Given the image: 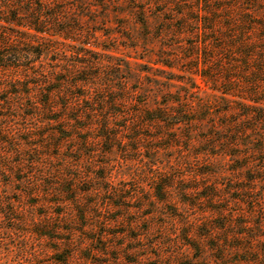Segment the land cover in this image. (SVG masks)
<instances>
[{
	"label": "rangeland",
	"instance_id": "obj_1",
	"mask_svg": "<svg viewBox=\"0 0 264 264\" xmlns=\"http://www.w3.org/2000/svg\"><path fill=\"white\" fill-rule=\"evenodd\" d=\"M64 4L75 11L63 16L81 17L76 23L78 32L69 36L78 43L63 41L66 44L62 45L52 42L56 50L54 54L44 57L40 63L39 59L21 63L31 68L33 75L50 73L49 78H30L23 84H15L10 79L20 73L9 72L2 75L8 79L0 82V86L9 88L0 93V139L9 142L8 146H0V264H264V122L238 123L242 117L235 109L244 106L239 99L223 101L218 94L202 88L201 92L183 99L196 102L195 108L207 113L205 123L180 126L177 131H169L167 124L145 128L146 112L159 108L172 97L176 98L175 91L186 92L188 89L179 84L170 85L157 76L194 84L187 76L173 74L159 62L172 66L180 64L181 70L189 68L174 59L181 57V53H185L197 39L188 35L177 37L173 29L177 24L168 23V20L176 19L178 15L174 12L181 10H187L186 15L193 18L199 16L190 10L200 8L201 0H67ZM221 7L235 9L223 13L214 11V8ZM251 9L259 11L264 5H253L246 0H226L215 1L213 7H208L211 16H255L244 13ZM261 14L264 16V12L257 16ZM62 28L66 29L67 25ZM82 44L101 49L86 47L90 59L66 58L57 52V49L63 51L64 48L79 51ZM59 60L64 63H57ZM79 61L99 62L101 65L78 76L54 72L57 68L67 70ZM129 69L133 70L132 75L127 74ZM92 75L98 76L97 83L104 87L112 85L126 89V93L114 96L128 97L130 103L105 112V106L99 102L105 96L112 97V88L105 89L107 95L96 90L94 102L85 101L83 108L74 107L73 112L65 109V103H70L72 98L67 100L61 93L49 98L47 92L59 85L48 82L62 78L74 84ZM29 83L38 84L30 90L33 97L19 96L21 92H27ZM65 88L63 92L71 97L84 93L80 88ZM236 88L241 92L255 89L242 84ZM256 89L264 93V84ZM47 98L55 108L51 114L39 105ZM89 109L95 114H90ZM119 111L133 116L114 121L116 126H125L129 122L134 125L131 128L133 133L127 128L117 133L122 135L123 141L140 139L128 146L115 142L117 150H112V156L105 154L106 147L84 148L79 142L56 148L58 138L54 132L63 130V125L41 126L48 119L77 116L87 120L78 123L83 126L91 121L102 124L103 118ZM257 111L264 115V109L258 108ZM99 117L103 120L100 121ZM223 126L225 133H220ZM245 129L253 132L248 133ZM241 130L243 136L234 135ZM43 134H49L48 138L28 140ZM76 134L79 138L85 136V133ZM214 135L233 141L218 143L210 140ZM87 136L96 137V132ZM162 136L167 137L162 142L147 139ZM39 146L43 148L39 149ZM172 146L175 149H171ZM72 148L82 149L85 154L102 151L85 157V162L78 166L85 172L98 174L102 171L98 169L100 166L110 163V173H116L119 181V187L103 184V190H99L96 196L79 198L78 201L86 206L94 202L100 208H85V224L89 229L77 221L76 205H52L64 201L57 195L58 186L66 179L63 176L79 175L78 169H71L77 164L69 158L79 159L82 155ZM154 150L159 152L154 153ZM226 152L239 158H226ZM46 154L57 159L43 157ZM130 159L136 162L128 163ZM35 161L42 165H33ZM158 162L163 165L161 172L152 167ZM239 167L246 170L234 173L233 170ZM165 176L170 186V202L166 206L153 207L152 184L156 178ZM91 186L94 184L79 188L85 190ZM107 188L115 192L116 198L106 193ZM110 202L116 208H111ZM59 213L66 215L60 217ZM45 227L50 240L42 237ZM53 249L59 251L53 253Z\"/></svg>",
	"mask_w": 264,
	"mask_h": 264
},
{
	"label": "trees",
	"instance_id": "obj_2",
	"mask_svg": "<svg viewBox=\"0 0 264 264\" xmlns=\"http://www.w3.org/2000/svg\"><path fill=\"white\" fill-rule=\"evenodd\" d=\"M216 2L226 1V0H206L204 3L201 0L200 8L207 7L206 10H201L199 7L193 8L191 12L197 13L199 16L193 18L192 16H187V10H181V12L175 16L176 19L168 20V23H176L177 25L173 27L175 32H177V37L183 38L186 35L197 39V42L194 45H190L186 48L185 53H181V57H176V59L181 62V64H187L189 68L186 70H181L180 64L178 66H172L170 64H165V62H159L160 65L166 67L173 74H183L194 81V84H189L186 81H180L178 78H164V76H157L160 80H167V82L172 84H179L181 87L188 88L186 92L182 90L175 91L173 95L176 98L169 99L165 104H161L159 108L146 112L144 117L145 128L150 129L155 125L159 124L161 126L168 125L169 131H177L180 126H198L205 123L207 118V113L203 110H197V103L187 99L184 100L185 96L192 93H199L202 91V88H207L219 95V98L223 101H228L230 98H237L244 104L235 109L237 113L241 114L242 119L238 123L242 122H264V115L262 112H258V108L264 109V93L256 89L260 85L264 84V16H257L258 13L264 12L262 10H245V14L255 15V16H211L212 12L208 10V7H213ZM253 5H264V0H246ZM67 0H0V82H5L8 77L4 78L2 75L9 72H18L20 75L15 78L10 79L15 84H23L27 79L37 78L41 79L43 77H48L50 73H47L46 76L42 75H33L31 73L32 69L29 67H24L21 63L25 62L28 59H41L49 56L50 54L55 53L54 46L51 45L52 42L60 43L62 45L63 41L69 43H78L75 42L74 38L69 37L70 34L78 32V27L76 26L77 20L81 19L80 16L76 18L69 16H63L70 13V11H75L66 6ZM81 3H84L81 2ZM79 4V3H78ZM183 5V4H182ZM181 6V5H180ZM200 9V10H199ZM235 8H214L216 13H223V11H233ZM76 19V20H75ZM67 28H62L66 26ZM144 25V24H143ZM144 28L148 29V26L145 24ZM195 28V29H192ZM61 29V30H60ZM79 51H68L67 49H57V52L64 54L66 58L79 57L78 59H90L89 54H87V48L100 51V47L92 46L88 44H82ZM87 47V48H86ZM86 48V49H85ZM82 49V50H81ZM112 53V52H110ZM162 57L159 56V59ZM173 59V57H171ZM179 59V60H178ZM57 63H64V61H57ZM32 65L38 66L36 63ZM101 65L99 62L89 61L83 62H74L69 69L65 70L62 68H57L54 70L58 75L71 76L74 74L78 76L85 74L88 70ZM133 70H127L128 75H132ZM27 73V76L22 75ZM90 77V78H88ZM85 79L76 81L74 84H69L66 79H54L51 82H48L53 85H59L57 88H53L47 93L50 95H55V93H61L68 98H72L70 103H65V109L68 112H73V108H83V104L94 102L96 90L106 94L105 89L112 88L110 94L112 97L105 96L99 104L104 105L103 109L107 112L109 109L117 108L122 104H128V97L125 98H116L114 95L119 93H126V89H118L112 87V85H106L105 87L97 83L99 81L98 76H88ZM49 78V77H48ZM112 83V82H111ZM126 83V81H122ZM242 84L244 87L255 88L251 92L240 91V88H236L238 85ZM38 84L29 83L26 85L27 92H21L19 96H29L33 97L30 92ZM48 85V84H46ZM114 85V84H113ZM199 85V86H198ZM18 87V85H16ZM76 90L80 88V94H76L75 97H71L63 92V89ZM168 89V88H167ZM243 89V88H241ZM9 88L0 86V93L8 91ZM171 91H173L171 89ZM169 92V90H168ZM107 95V94H106ZM63 98V96H61ZM190 98V97H189ZM230 101V100H229ZM132 102V101H131ZM240 104V105H241ZM40 106L48 113L51 114L55 111L53 102L51 99H48L42 103H39ZM64 108L62 107L61 110ZM197 110V111H196ZM118 111V110H116ZM90 114H95V111L89 109ZM227 112L226 114H228ZM131 115H123L122 112H115L107 115L102 124L89 123L87 125H81L82 121H87L86 119L77 116V118L68 119L60 117L57 119H48L41 126L43 128L49 126L50 124H61L64 129L56 130L54 135L58 138V143L55 145L56 148L63 147L66 143L79 142L82 147H106L107 156H112V150H117L115 142L120 141L123 145L128 146L130 143H137L140 137H135L130 140L123 141L121 134H118L117 131H124L126 128L129 133H133L131 128L134 125V122H129L125 126H116L114 121L124 120ZM29 118H32L29 116ZM34 118V117H33ZM100 118V117H99ZM103 119L100 118V121ZM87 123V122H85ZM71 124V125H70ZM236 125V124H235ZM226 126V125H225ZM216 129H219L216 127ZM246 132H253L252 129H245ZM135 131H140V128H135ZM96 132V137L87 136L90 133ZM76 133H85L83 138L77 137ZM220 133H225V127L220 128ZM244 131L241 130L238 133H235L236 136H243ZM49 134H43L40 136H34V138H29V141L37 139H47ZM148 141L153 142H162L167 139V137H147ZM213 139L218 143H225L233 141L229 138H218L217 136H211L210 140ZM25 140V141H28ZM145 140V139H144ZM208 142V140H207ZM8 146L9 142L5 139H0V146ZM181 146H177V148ZM42 149V146L38 147ZM75 149V152H78L82 155L81 158H69V160L77 165L71 167L72 170L78 169L79 175H65L62 180L63 185H59L60 190L57 192V195L62 197L64 201L54 202V206H75L78 207L74 209V214L77 221L83 224V227H86V207L100 209L96 203L91 202L87 206L79 202L81 196H96V193L99 190H103V184L110 185L111 187H119V181L116 179V173H110L111 164L106 163L100 166L98 169H102L100 173L94 172H85L82 167H79L78 164L85 162V157H90L91 155L101 154L102 151H93L91 154H85L84 150L78 148ZM171 149H175L174 146ZM132 151V150H131ZM133 152L137 153L138 150ZM154 153H158L159 150H154ZM98 153V154H97ZM130 153V152H128ZM13 154L14 150H13ZM226 158H236L235 154H230L226 152L224 154ZM45 158L55 161L57 158L53 155H45ZM218 158V156H216ZM243 158V156H240ZM152 159V158H151ZM136 160L130 159L128 163H134ZM33 165L40 166L42 165L39 161L33 162ZM93 167V164H88ZM156 172L163 171V165L158 162L152 166ZM96 168L95 166L93 167ZM246 169L244 167H239L233 170L234 173L244 172ZM88 174V175H87ZM94 184L91 188L82 190L80 187ZM151 192V201L153 207L166 206L169 203V193L168 190L170 186L167 182V176L164 178H156L155 182L152 184ZM107 194L111 195L113 198H116V194L113 190L107 188ZM113 201V199L111 200ZM111 208H116L113 202H110ZM84 205V206H83ZM120 208V207H118ZM66 214L59 213L58 216L65 217ZM89 229V228H88ZM47 228L45 227L42 230V237L44 239H49V234L47 233ZM64 233H68L66 230H61ZM89 240V239H88ZM60 242L63 240H59ZM93 241V240H90ZM193 248L198 249L197 246L192 244ZM59 250L53 249L52 252L56 253ZM104 255L103 253H100ZM63 261V260H61Z\"/></svg>",
	"mask_w": 264,
	"mask_h": 264
}]
</instances>
